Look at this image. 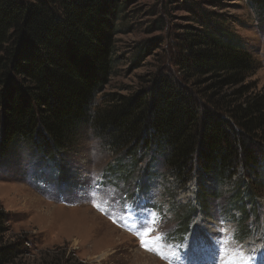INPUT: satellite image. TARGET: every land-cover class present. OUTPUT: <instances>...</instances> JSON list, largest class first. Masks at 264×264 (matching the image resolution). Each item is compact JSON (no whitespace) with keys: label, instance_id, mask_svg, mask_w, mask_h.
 <instances>
[{"label":"trees","instance_id":"1","mask_svg":"<svg viewBox=\"0 0 264 264\" xmlns=\"http://www.w3.org/2000/svg\"><path fill=\"white\" fill-rule=\"evenodd\" d=\"M252 1L264 12V0ZM187 4L198 26L175 34L174 70L166 66L145 87L113 95L98 108L97 95L114 70V34L126 3L0 0V164L19 141L55 160L75 147L80 127L90 125L132 158L147 155V166L159 164L184 184L195 169L216 186L233 180L225 212L237 222L236 236L250 234L252 216L260 222L257 199L264 189V88L251 78L254 57L234 43L216 13ZM199 189L192 217L199 210L209 216V198L219 194L203 182ZM7 220L0 204V264L20 253L19 244L1 241Z\"/></svg>","mask_w":264,"mask_h":264},{"label":"rangeland","instance_id":"2","mask_svg":"<svg viewBox=\"0 0 264 264\" xmlns=\"http://www.w3.org/2000/svg\"><path fill=\"white\" fill-rule=\"evenodd\" d=\"M122 1L126 5L114 34V70L97 95L96 107L113 95L145 87L166 66L174 70L175 34L198 26L197 15L187 4L191 2L199 11L200 7L214 11L234 43L252 54L256 71L251 78L264 88V12L252 0ZM77 137L72 150L58 152L50 161L32 144L19 141L0 164V204L8 214V231L1 241L20 245V253L9 264H179L175 260L185 258L186 241L209 230L223 232H210L217 245L210 264H225V255H241V249L251 260L258 253L264 256V189L257 199L260 222L252 216V232L236 236L237 222L225 212L234 196L233 180L216 186L195 169L184 184L159 164L147 166L149 156L132 158L90 125L81 126ZM202 182L212 192L219 189V194L209 198V216L199 210L192 217L190 207L198 205ZM139 212L145 216L132 227L130 216ZM233 213L239 216L238 211ZM187 215L192 218L189 225ZM148 221L153 231L143 237L150 241L146 246L141 233ZM228 235L231 246L225 244ZM158 245L175 250L178 257L158 255Z\"/></svg>","mask_w":264,"mask_h":264},{"label":"bare ground","instance_id":"3","mask_svg":"<svg viewBox=\"0 0 264 264\" xmlns=\"http://www.w3.org/2000/svg\"><path fill=\"white\" fill-rule=\"evenodd\" d=\"M145 216V213L143 212H139L137 213V215H131L130 218V223L132 225V227L135 225V220L139 217H143ZM128 223V222H127ZM225 229H229V226H223ZM221 229V228H220ZM223 229V228H222ZM217 230V229H216ZM211 233L213 234H219V233H223V232H217V231H213V230H209ZM226 231V230H225ZM195 232V231H193ZM192 232V233H193ZM210 232L208 231H198L197 235H193L191 236L185 243V251H186V255L185 258L182 260H178L176 259L175 261L179 264H190V261L193 260H197V261H201L200 263L202 264V262L204 264H210L211 261L214 260V258L216 259V255L215 253L217 251L216 250V244H214L213 242V238L210 236ZM226 234L228 233L227 231L225 232ZM190 235V234H189ZM188 237V236H187ZM228 237H230L229 235L226 237V243L231 246L229 240L227 239ZM187 239V238H186ZM232 240V239H231ZM164 245V244H163ZM202 245H208L210 248H208L206 251L204 250V248L202 247ZM213 245H216L215 247ZM169 246V245H166ZM171 248H173L172 246H169ZM158 255H168L172 254V256H177L179 255L178 252H176L175 250H171L168 247H164V249L158 245ZM175 249V248H173ZM177 250V249H176ZM263 249L261 248V251ZM180 252V250H178ZM236 251V250H235ZM247 250L245 249H241V252H238V254L240 253H244V256L241 255H225V257L223 258V260L225 259V262H230L231 264H250L251 261H253V264H264V256H260L261 253H258L257 255L253 256V260L249 261L248 260V256H247ZM224 253V252H223ZM236 253V252H235ZM181 255V254H180ZM222 260V261H223ZM215 263V262H214Z\"/></svg>","mask_w":264,"mask_h":264},{"label":"snow or ice","instance_id":"4","mask_svg":"<svg viewBox=\"0 0 264 264\" xmlns=\"http://www.w3.org/2000/svg\"><path fill=\"white\" fill-rule=\"evenodd\" d=\"M150 215H154V214H150ZM151 223H152V221L147 222V227L141 233L142 239H143V237L149 236V234L153 231V229L151 227ZM143 243L147 246V245H149L150 241L147 239H143ZM225 243H226V241H225ZM254 252H255V250H254ZM251 258H252V256H249L248 260L251 261ZM225 264H228V262H225Z\"/></svg>","mask_w":264,"mask_h":264}]
</instances>
